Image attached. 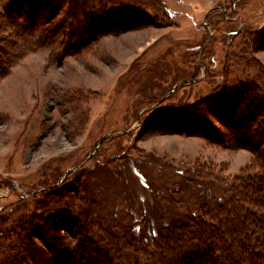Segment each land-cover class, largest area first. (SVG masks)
I'll use <instances>...</instances> for the list:
<instances>
[{"label": "rangeland", "instance_id": "1", "mask_svg": "<svg viewBox=\"0 0 264 264\" xmlns=\"http://www.w3.org/2000/svg\"><path fill=\"white\" fill-rule=\"evenodd\" d=\"M89 1L77 12L0 0L27 38H47L0 78V264H62L73 250L157 264L177 255L170 240L192 236L178 227L170 238L168 228L217 210L235 176L264 172V137L243 147L205 109L193 124L206 132L187 127L197 102L241 82L258 86L248 108L258 114L264 0ZM119 12L144 22L124 28ZM98 17L90 36L84 27ZM260 113L252 127L264 128ZM54 233L60 248L43 239Z\"/></svg>", "mask_w": 264, "mask_h": 264}, {"label": "trees", "instance_id": "2", "mask_svg": "<svg viewBox=\"0 0 264 264\" xmlns=\"http://www.w3.org/2000/svg\"><path fill=\"white\" fill-rule=\"evenodd\" d=\"M35 1L36 0H8L7 9H10L13 4L18 10L22 8V5L31 8ZM40 1L42 3L46 2V0ZM49 1H51L49 3L50 6H53L51 4L52 2H54V4H60V2L64 4L67 3L71 11L73 10L71 6H74L77 12L87 11V7H91L89 0ZM132 13H130V15L129 13L123 12L122 14L119 12L113 15L118 17V19L123 18L122 20L124 22L122 25L124 28H131L136 24L144 22V20L140 19V16L134 19ZM104 16L105 15H102L103 18ZM15 17L16 16L11 14H0V78L8 72L10 65L15 63V61L25 53L26 50L24 49L27 46L40 43L44 46L47 39L46 37L45 39L42 36L40 37L38 34L37 39L34 40L36 43H34L31 38H27L24 30L18 24L16 19L18 17ZM91 17L93 18L95 15L92 14ZM102 17H98V19H96L97 21H91L90 19L91 22L88 27H84L90 36H94L95 33H93V30L95 27L98 28L99 21H103ZM75 18V15L71 16V24H73ZM122 25L120 27L124 29ZM116 28L119 29L115 26V29ZM97 30L96 32L100 33L99 30L102 29L98 28ZM74 33L75 31H72L70 35L71 38H73ZM47 34L49 35V33ZM31 42H33L32 45H30ZM257 88L258 86L254 84L248 85L246 82H241V85L231 84L223 86L221 88L222 90L215 89L216 91L214 90V92L209 93L208 96H205L204 99L201 100L204 105L198 102L195 104V107H198V109L196 108L190 113L189 119L192 123L190 126H187L189 131H192L194 128L197 132L202 131L203 134L206 132V127L204 125L201 126V128L204 129H201L197 124H193L196 120L195 117L200 116L199 114L205 109L207 113L210 111L212 114H217V118H219L224 125L228 126L231 133L230 137H232L233 140L237 143L240 142L239 144L243 147L252 146V148L255 149V147L251 145L252 138L259 142L264 137V128L262 126L258 124L255 126L254 124L252 127L250 124L253 123L255 117L258 115L263 116V113H260L264 110V103L262 102H257L259 109L257 115L255 110H248V108H250L249 106H252L251 103H254V99L251 101L250 97L255 94ZM198 104H200V106H198ZM182 108L184 109L185 107ZM234 119L239 120L240 123L234 124ZM244 136L248 139L245 140ZM201 172H203V170H201ZM229 182L231 195L227 200L231 203H225L227 201L226 199L222 202L216 201L217 203L214 202V204H217V210L209 208L203 209L199 217L189 218L190 220L188 221L179 222L178 225H173L171 228H168V236L170 238L172 236L171 233L178 230V227H180V230L183 232L190 231L192 236L186 237V239L176 238L170 240L168 248L172 249L174 254L177 253V255L169 259L166 258L163 253L160 255V260L158 259L159 261L157 264H264V172L258 173L253 171L252 173L240 174ZM233 201L234 204H232ZM64 207H66V205H64L63 208ZM73 218V224H76L75 219L78 221V218ZM80 225L82 226V224ZM250 232L252 235L249 234ZM205 235L207 237L209 236L208 239H205ZM63 238L64 237L57 235V233H54L48 238L43 236V239H48V241L53 239L57 242V248H60V239ZM215 240L217 243H215ZM83 241V248L90 245L86 237ZM46 244L49 248L54 247L52 245L53 242L52 244L47 243L46 240ZM81 244L82 242L80 245ZM54 249L56 250V247ZM73 251L71 252L73 255L72 259H68L69 261L67 260V263L62 264H110L106 257H104L105 260L100 257H89L84 259L79 256V258H76L78 256H76V253H73Z\"/></svg>", "mask_w": 264, "mask_h": 264}, {"label": "water", "instance_id": "3", "mask_svg": "<svg viewBox=\"0 0 264 264\" xmlns=\"http://www.w3.org/2000/svg\"><path fill=\"white\" fill-rule=\"evenodd\" d=\"M171 92H173V90H171L169 93H171ZM104 138H102L101 139V141H100V143L102 142V140H103ZM100 143H99V145H100ZM99 145L95 148V150L87 157L88 159L94 154V152L98 149V147H99ZM66 174H67V172L62 176V178L60 179V181H62L63 180V178L66 176ZM59 181V182H60ZM59 184V183H58Z\"/></svg>", "mask_w": 264, "mask_h": 264}]
</instances>
